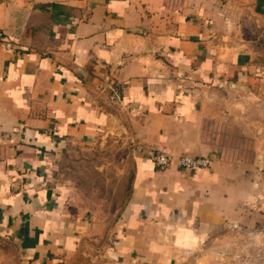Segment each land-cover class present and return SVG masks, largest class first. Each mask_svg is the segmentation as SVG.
<instances>
[{
	"label": "crops",
	"instance_id": "obj_1",
	"mask_svg": "<svg viewBox=\"0 0 264 264\" xmlns=\"http://www.w3.org/2000/svg\"><path fill=\"white\" fill-rule=\"evenodd\" d=\"M119 128L130 192L86 221L50 169ZM151 149L214 158L160 168ZM258 169L264 2L0 0V264H264Z\"/></svg>",
	"mask_w": 264,
	"mask_h": 264
},
{
	"label": "rangeland",
	"instance_id": "obj_2",
	"mask_svg": "<svg viewBox=\"0 0 264 264\" xmlns=\"http://www.w3.org/2000/svg\"><path fill=\"white\" fill-rule=\"evenodd\" d=\"M132 150L125 128L94 142H78L52 165L48 182L70 213L89 222L114 221L130 192Z\"/></svg>",
	"mask_w": 264,
	"mask_h": 264
},
{
	"label": "built area",
	"instance_id": "obj_3",
	"mask_svg": "<svg viewBox=\"0 0 264 264\" xmlns=\"http://www.w3.org/2000/svg\"><path fill=\"white\" fill-rule=\"evenodd\" d=\"M148 155L160 168L167 167L173 162H176L180 167L185 169L209 167L214 158L210 155H192L189 153H184L175 157L165 150L153 149L148 150ZM256 174L259 178L257 183V186L260 189L259 201L264 205V171L258 169Z\"/></svg>",
	"mask_w": 264,
	"mask_h": 264
},
{
	"label": "trees",
	"instance_id": "obj_4",
	"mask_svg": "<svg viewBox=\"0 0 264 264\" xmlns=\"http://www.w3.org/2000/svg\"><path fill=\"white\" fill-rule=\"evenodd\" d=\"M260 1L264 2V0H260ZM260 3H261V2H260Z\"/></svg>",
	"mask_w": 264,
	"mask_h": 264
}]
</instances>
